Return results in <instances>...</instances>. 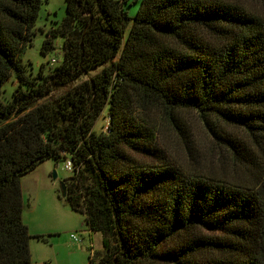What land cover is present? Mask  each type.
Here are the masks:
<instances>
[{
	"label": "trees",
	"instance_id": "16d2710c",
	"mask_svg": "<svg viewBox=\"0 0 264 264\" xmlns=\"http://www.w3.org/2000/svg\"><path fill=\"white\" fill-rule=\"evenodd\" d=\"M42 3L0 0V264H33L20 179L48 158L72 161L64 197L100 233L87 264H264V0H141L133 17L66 0L40 27L59 56L33 72ZM183 110L206 169L187 139L179 158L159 145Z\"/></svg>",
	"mask_w": 264,
	"mask_h": 264
},
{
	"label": "rangeland",
	"instance_id": "374dc122",
	"mask_svg": "<svg viewBox=\"0 0 264 264\" xmlns=\"http://www.w3.org/2000/svg\"><path fill=\"white\" fill-rule=\"evenodd\" d=\"M140 1L124 0V8L130 16L136 15ZM247 1L259 5L257 0ZM65 15L66 0H43L33 43L23 56L24 62L32 63L33 72L51 56H59V46L63 41L62 36H58L56 38L58 48L44 56L40 52L44 38L40 27H48L53 20L60 21ZM128 30L129 27L126 28V34ZM4 88L8 93L12 91L14 88L12 78L5 83ZM180 113L185 131L180 135L169 127H164L159 120L161 123L159 145L173 158H179V150L183 149L181 145L187 139L200 153L202 168L210 167L208 151L211 144L197 113L193 110H183ZM102 123L103 119H100L97 126ZM65 161L66 159L48 158L20 179L23 200L22 218L30 235L29 250L33 264H50V262L52 264H87L90 247L94 250L101 248L100 233L89 232L85 223V214L73 210L62 194L61 183L72 176V171L63 167ZM212 164L213 168H216V164ZM53 172L56 173L55 177L52 176ZM71 234L80 237L82 242L79 246L70 239Z\"/></svg>",
	"mask_w": 264,
	"mask_h": 264
},
{
	"label": "built area",
	"instance_id": "2783aa9c",
	"mask_svg": "<svg viewBox=\"0 0 264 264\" xmlns=\"http://www.w3.org/2000/svg\"><path fill=\"white\" fill-rule=\"evenodd\" d=\"M63 167L65 168V169H67V170H73V165H72V161L70 160V159H66V161H65V164L63 165ZM70 238L74 241V242H76L78 245H80L81 244V240H80V237L79 236H77L76 234H71L70 235ZM93 251H94V249H92V247H90V254L91 253H93Z\"/></svg>",
	"mask_w": 264,
	"mask_h": 264
},
{
	"label": "water",
	"instance_id": "95a60500",
	"mask_svg": "<svg viewBox=\"0 0 264 264\" xmlns=\"http://www.w3.org/2000/svg\"><path fill=\"white\" fill-rule=\"evenodd\" d=\"M52 176L55 177L56 176V173L53 172ZM61 188H62V194H63V196H65V186H64V183L63 182L61 183Z\"/></svg>",
	"mask_w": 264,
	"mask_h": 264
},
{
	"label": "crops",
	"instance_id": "0c3cea01",
	"mask_svg": "<svg viewBox=\"0 0 264 264\" xmlns=\"http://www.w3.org/2000/svg\"><path fill=\"white\" fill-rule=\"evenodd\" d=\"M22 194V193H21ZM90 232V231H89ZM71 239V238H70ZM72 240V239H71ZM73 241V240H72ZM74 242V241H73ZM74 244H77L76 242H74ZM91 244V243H90ZM78 245V244H77ZM79 246V245H78ZM81 247V246H80ZM90 255V254H89ZM88 263V261H87ZM50 264H52V262H50Z\"/></svg>",
	"mask_w": 264,
	"mask_h": 264
}]
</instances>
